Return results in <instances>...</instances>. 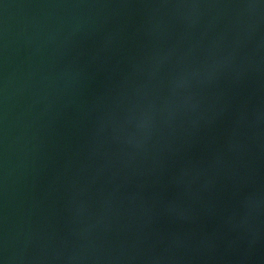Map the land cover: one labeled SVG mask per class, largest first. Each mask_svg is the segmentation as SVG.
<instances>
[{
    "label": "water",
    "instance_id": "1",
    "mask_svg": "<svg viewBox=\"0 0 264 264\" xmlns=\"http://www.w3.org/2000/svg\"><path fill=\"white\" fill-rule=\"evenodd\" d=\"M264 223V0H0V264H240Z\"/></svg>",
    "mask_w": 264,
    "mask_h": 264
}]
</instances>
